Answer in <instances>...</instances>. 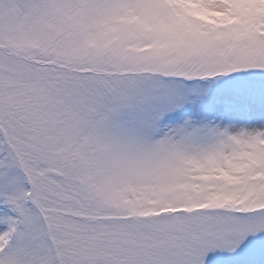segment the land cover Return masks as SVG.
Here are the masks:
<instances>
[{"label": "snow or ice", "instance_id": "1", "mask_svg": "<svg viewBox=\"0 0 264 264\" xmlns=\"http://www.w3.org/2000/svg\"><path fill=\"white\" fill-rule=\"evenodd\" d=\"M0 264H264V0H0Z\"/></svg>", "mask_w": 264, "mask_h": 264}]
</instances>
